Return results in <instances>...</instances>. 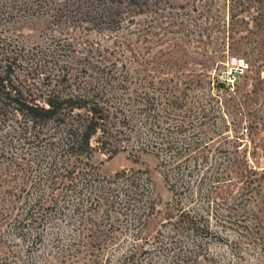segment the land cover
Segmentation results:
<instances>
[{"label": "rangeland", "instance_id": "obj_1", "mask_svg": "<svg viewBox=\"0 0 264 264\" xmlns=\"http://www.w3.org/2000/svg\"><path fill=\"white\" fill-rule=\"evenodd\" d=\"M83 1L0 0L3 87L11 95L18 90L41 96L57 70L65 69L73 80L96 85L105 106L113 88L126 103L144 94L155 99L161 126L184 125L183 140L203 139L209 164L220 166L224 182L216 190L208 183L202 196L210 207L207 220L221 239L199 240L198 257L189 255L186 239L177 237V245L164 239L173 231L170 205L176 198L154 153L111 157L100 131L89 159L62 157L47 139H35L34 130L25 134V117L5 101L0 203L11 197L16 220L0 226V238L13 241L3 251L29 264H128L130 250L135 259L129 264H173L175 257L180 264H264V0H88L91 16L84 15ZM107 9L117 17L96 18ZM239 64L245 72L229 83V72ZM120 83L125 90L117 91ZM169 101L181 110L170 112ZM65 161L68 168L89 163L91 173L107 182L123 170L142 171L156 211L139 221L124 197L110 208L94 201L96 195L81 183L67 191L61 188L69 180L59 179L57 188H49L51 166L61 169ZM39 193L53 194L56 206L38 208L36 224L15 230L12 225L25 218ZM200 195L193 186L186 203L202 210Z\"/></svg>", "mask_w": 264, "mask_h": 264}, {"label": "trees", "instance_id": "obj_2", "mask_svg": "<svg viewBox=\"0 0 264 264\" xmlns=\"http://www.w3.org/2000/svg\"><path fill=\"white\" fill-rule=\"evenodd\" d=\"M34 1L30 0L32 3ZM83 3L87 7V10L84 9L86 11L84 15L91 16L89 1L84 0ZM115 16L117 17L107 9L102 15L97 14L96 18ZM57 72L59 74L51 78L46 87L47 92L41 96L25 95L18 90L11 95L10 92H6L11 89L6 88L7 84H3L4 81L0 79V104L4 105L5 101H9L14 106L13 110L25 117L28 122L25 134L34 130L38 134L35 135V139H47L49 146L52 149H60L62 157L64 155L65 158L86 157L89 159L95 152L92 139L100 131H103L107 140L103 146L105 149L107 146V152L111 157L121 151L136 154L154 153L161 168L165 170L166 182L176 198L175 204L170 205L169 224L173 226V231L164 239L171 240L169 243L171 245L179 243L175 240L177 237L186 239L191 246L187 252L195 257H198L199 249L203 244L199 240L221 239L219 234L212 231L210 222L207 220L208 214L206 213L209 212L210 207L205 205L207 195L202 196V189L209 183L210 188L216 190L217 186L224 182V177L220 173L219 165L209 164L204 151L203 139H198L195 143H187L183 140L187 135L184 125L163 128L158 121L160 117L156 108L158 103L147 94H144V97L137 96L132 103H126L121 95L115 96V88H113L110 99L107 91V105L105 106L106 99L104 95L103 99L99 97L101 91L98 88L96 90V85L87 81L73 80L65 69H59ZM116 89L117 91L125 90L122 83ZM115 100L118 101V105L113 103ZM8 106L11 107V105ZM168 110L177 112L181 110V107L176 101H169ZM163 124L166 125L164 122ZM43 128H47L48 135L41 136ZM173 135L179 139H174ZM91 168L89 163L82 167L73 165L68 168L65 161L61 169L55 164L51 166L47 178L49 188H57L60 185L57 183L58 180L66 179L69 183L62 184L61 189L76 191L81 183L85 190H91L90 195H96L97 199L94 201L98 204L100 201H106L110 208L120 205L124 197L127 209L132 208V211L134 208L137 209L139 221L154 214L156 203L151 183L142 171L123 170L107 182V179L91 173L89 170ZM193 186L201 192L200 197L205 205L200 211L186 203L187 195L191 194ZM10 198L0 203L2 205L0 206V226L16 220L12 217L14 203L10 201ZM34 200L33 207L31 206L26 212L25 218L12 225L15 230L21 229L26 223L36 224V212L34 211L38 208V210H49L56 206L53 194L39 193ZM207 203H210L209 197ZM76 209L78 210L79 207ZM217 220L223 224L229 223L219 217ZM2 238H0V264L22 263L19 255L18 257L10 256L9 252L6 254L3 251L13 241H5ZM171 249L178 250L179 247L173 246ZM130 254L127 257L128 264L135 259L132 250ZM180 263L184 261L180 257H175L173 264ZM22 264H29V262Z\"/></svg>", "mask_w": 264, "mask_h": 264}, {"label": "built area", "instance_id": "obj_3", "mask_svg": "<svg viewBox=\"0 0 264 264\" xmlns=\"http://www.w3.org/2000/svg\"><path fill=\"white\" fill-rule=\"evenodd\" d=\"M233 69L229 72V75H228L229 83H232L233 82L232 80H234L237 76L242 75L245 72L243 64L236 65L235 67H233Z\"/></svg>", "mask_w": 264, "mask_h": 264}, {"label": "water", "instance_id": "obj_4", "mask_svg": "<svg viewBox=\"0 0 264 264\" xmlns=\"http://www.w3.org/2000/svg\"><path fill=\"white\" fill-rule=\"evenodd\" d=\"M225 85L223 84L222 87H224Z\"/></svg>", "mask_w": 264, "mask_h": 264}]
</instances>
